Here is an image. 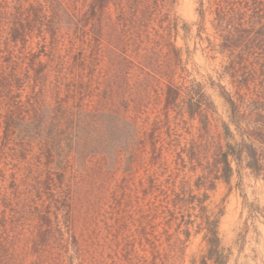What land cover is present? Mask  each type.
<instances>
[{"label": "rangeland", "instance_id": "rangeland-1", "mask_svg": "<svg viewBox=\"0 0 264 264\" xmlns=\"http://www.w3.org/2000/svg\"><path fill=\"white\" fill-rule=\"evenodd\" d=\"M44 1L0 0V64L12 49L34 54L47 76L38 84L31 72L25 87L0 88V264H35L33 252L74 242L105 264H264V181L245 161L229 157L230 171L221 164L228 145L248 140L225 95L229 52L209 0H151L146 18L136 0H114L96 22L84 15L91 0H52L60 20L7 45V15ZM107 17L114 34L102 29ZM101 48L91 76L84 60ZM257 55L256 108L264 111ZM170 83L202 105L167 109ZM156 139L165 142L159 158L150 155ZM184 193L183 206L175 201L183 215L173 219V196ZM196 199L201 211L185 207Z\"/></svg>", "mask_w": 264, "mask_h": 264}, {"label": "trees", "instance_id": "trees-1", "mask_svg": "<svg viewBox=\"0 0 264 264\" xmlns=\"http://www.w3.org/2000/svg\"><path fill=\"white\" fill-rule=\"evenodd\" d=\"M113 1L114 0H91L89 7L84 11V15H87L88 18L93 20V22L101 21L104 17V12L108 10L110 5H113ZM120 1L125 3V6L128 2L127 0H119V2ZM150 2L151 0H136L137 10L143 8L140 13L141 17L146 18V9L150 6ZM152 2H155L156 4L159 3L157 0H153ZM209 2L211 5L210 8L213 9L212 12L215 15L217 34L222 40L220 45L229 52V61L227 62L226 70L231 72L233 90L231 93L225 92V95L229 97L227 101L231 106L234 119L243 120L245 122L244 127H239V131L242 136H245L246 134L248 140V142L241 141L233 146L228 145L226 152L220 155V158H222L221 164L224 165V170L230 171L229 157L237 159L240 162L245 161V165L251 173L257 177H261L264 181V111L259 109L261 107L256 108V105L259 102L260 92L255 85V80L257 78L254 76L257 67L260 68L263 66V64H260L257 60V53L263 55L264 58V0H209ZM122 7L123 6H121V9H118L122 10ZM11 16L7 15L6 20L8 35L10 37L7 45H20L18 38L20 36H27L30 33L31 28L37 24L40 25L44 20L53 25L56 23L54 21L60 20V15L58 14V10L55 9L52 0H45L44 3L36 2V5L30 4V6H28L23 12L20 11L17 14L13 13ZM149 16L151 17L152 15ZM106 20L108 21V24L103 26L102 29L106 33L114 34L115 23L111 21L110 17H107ZM91 48H93V46H91ZM13 50L14 49L9 51L10 55L6 57L7 61H3V64H0V88L8 90L16 87V85L19 87H25V84L30 81L31 72H33L36 83L39 84L40 81L45 82L47 76H42V70L35 69L33 66V58L35 55L32 54L31 59H28V57L21 52L16 53L14 56L13 54L15 51L13 52ZM104 50V48H101L99 51L94 50V54L88 57L90 60H84L85 65L88 66L85 67L86 69L91 67V65L94 69L90 73L91 76L95 73L97 75L100 73V68L97 67L98 64L96 66L95 61L105 57ZM24 61L26 62L24 63ZM38 65L41 66L40 62H38ZM52 72L50 70L48 74L50 75ZM38 76L39 78H37ZM165 76L169 78L173 77L170 74H165ZM90 81H92V78ZM87 83L84 82V84ZM189 91L192 90L183 87L182 83L177 86L170 83L167 86L165 93L166 108H171L172 111L175 110L176 114H184L193 110V107H199L202 105V99H197L198 104L192 103V101H187L188 103L184 101L186 99L184 93L188 94ZM195 92H199V90H195ZM245 99L249 100L248 108L242 112L240 110V103ZM154 129L158 130V128ZM150 130L144 129L145 134L149 133ZM256 139L262 140L261 142H258L261 144L260 146H254V141ZM157 144H165V142L164 140H152L153 150L150 155L158 156L159 158L160 152L162 151L160 148L163 146L156 149ZM184 153L187 152L180 151L177 154V159L183 164ZM174 198H176V200H173L171 206L176 211L173 219H177L179 214L181 216L183 214L177 210L178 208L175 205V201L179 205H182L185 202L187 195L185 193L181 195L178 194L175 197L173 196V199ZM195 201L197 204H193L192 208L187 207L186 201L185 207L189 208L191 211L194 209L196 210V208H199L201 211L203 209L201 201L197 199ZM201 224L203 226L208 225L209 223L207 220H202ZM206 229L207 242L210 244L213 242L214 232L211 231L210 228ZM69 237L72 236L70 235ZM74 243L72 250L64 248L63 250H57L52 253L39 251L33 252L35 256L33 263L105 264L103 263L104 261H97L94 259V253H91L90 249L82 247L78 242ZM209 246L210 249L208 250V254H210L212 250V245ZM171 248L176 249L173 252L182 254L183 250H179L177 245L172 244ZM175 259L176 258H174V260ZM113 264L116 263L114 262Z\"/></svg>", "mask_w": 264, "mask_h": 264}]
</instances>
